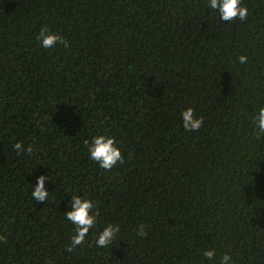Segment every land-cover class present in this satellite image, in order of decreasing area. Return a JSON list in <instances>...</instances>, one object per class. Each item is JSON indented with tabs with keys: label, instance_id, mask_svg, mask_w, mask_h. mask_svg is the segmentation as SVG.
I'll return each instance as SVG.
<instances>
[{
	"label": "trees",
	"instance_id": "trees-1",
	"mask_svg": "<svg viewBox=\"0 0 264 264\" xmlns=\"http://www.w3.org/2000/svg\"><path fill=\"white\" fill-rule=\"evenodd\" d=\"M208 3L0 0V264H264V0L229 22ZM45 26L68 46L43 48ZM97 135L123 164L89 158ZM72 195L100 214L68 252ZM108 224L116 241L97 247Z\"/></svg>",
	"mask_w": 264,
	"mask_h": 264
},
{
	"label": "clouds",
	"instance_id": "clouds-1",
	"mask_svg": "<svg viewBox=\"0 0 264 264\" xmlns=\"http://www.w3.org/2000/svg\"><path fill=\"white\" fill-rule=\"evenodd\" d=\"M208 6L218 12L220 18L225 21H233L239 19L240 21L247 20L248 9L246 6L241 5V0H209ZM43 48H53L58 43L68 46V41L57 33L50 32L45 26L39 30V34L36 37ZM241 64L247 63V57L241 55L238 57ZM182 125L186 131H199L203 124V117H196L194 110L191 107L186 108L181 113ZM257 128V136L264 134V107L259 108L258 113L253 117ZM88 147L90 159L99 164V167L104 170H111L118 163L123 164L124 158L120 149L116 146V141L113 137L106 135H97L92 137L91 143L88 140L84 141ZM14 150L19 154L21 151L32 153V146L27 148L20 142L13 144ZM46 177L41 175L37 177L36 185L33 187L31 195L33 200L38 202H44L49 193L45 190L44 181ZM94 209V204L90 199L81 198L78 195H72L70 202V210L65 212V216L74 227V234L71 236L70 244L66 247V251L71 252L77 246L81 245L85 237L88 235L89 230L96 224V217L99 216V209ZM145 225H139L137 235L143 237L146 236ZM120 231L118 225L108 224L98 234L96 238L97 247H107L113 244L116 234ZM0 242H7V238L4 235H0ZM204 257L208 260L215 258V249L205 250ZM219 264H232L231 257L228 253H224L219 260Z\"/></svg>",
	"mask_w": 264,
	"mask_h": 264
}]
</instances>
